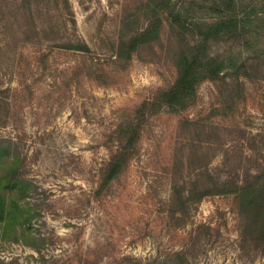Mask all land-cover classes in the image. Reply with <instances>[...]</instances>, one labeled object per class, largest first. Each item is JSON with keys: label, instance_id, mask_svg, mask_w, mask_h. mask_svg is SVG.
<instances>
[{"label": "rangeland", "instance_id": "374dc122", "mask_svg": "<svg viewBox=\"0 0 264 264\" xmlns=\"http://www.w3.org/2000/svg\"><path fill=\"white\" fill-rule=\"evenodd\" d=\"M26 1H3L9 13L0 6V101L8 104L0 111V143L20 155L19 181L29 183L24 195L15 194L24 214L10 228L0 223V260L173 264L172 255L184 250L190 264H264V243L242 249L232 197L187 198L198 179L189 168L196 155L202 156L196 168L208 164L216 178L236 164L253 173L264 169V30L214 41L209 53L224 61L226 85L201 82L190 107L172 111L142 106L154 104L174 80L182 42L161 0H67L69 8L65 0ZM173 1L192 20H216L235 9L264 20V0ZM33 19L46 35L32 33ZM160 20L156 35L133 41L114 60L120 39L133 40ZM69 41L90 51L58 47ZM45 52L46 71L35 66ZM247 58L249 76L231 86ZM239 87L232 106L225 93ZM186 118H201L207 127L181 132ZM132 119L141 125L138 155L99 191L100 171L118 137L127 141Z\"/></svg>", "mask_w": 264, "mask_h": 264}, {"label": "trees", "instance_id": "16d2710c", "mask_svg": "<svg viewBox=\"0 0 264 264\" xmlns=\"http://www.w3.org/2000/svg\"><path fill=\"white\" fill-rule=\"evenodd\" d=\"M6 2V0H3ZM0 1L2 4V10H8L10 8L4 7L6 3ZM153 0L149 1L150 4ZM234 0H232V4ZM30 2L31 0H27ZM67 8H69L67 0H65ZM158 7L161 11L167 12V20L171 23L172 30L182 38V42L177 46V50L174 52V67L175 77L174 80L166 86L165 89L160 90L159 94H156L154 99L155 103L150 104L151 101L145 102L142 106L153 105L155 107L165 106L172 111H179L190 107L191 102L195 99V93L198 85L204 81H212L214 83H222L226 85L225 77L222 75L226 68L224 61L219 58L213 57L210 53V47L214 41H219L226 38L239 37L243 35H250V32L256 30L257 32L264 30V27H260L264 24L262 13H242L237 11L241 9H235L234 12L219 17L216 20L207 21L205 19L192 20L188 19L183 14L182 9L178 7V3L173 0H161ZM260 19L256 25L254 22ZM162 24V20L158 25H154L147 28L144 31L139 32V35L132 39H120L115 54V61L121 59V55L125 53L131 46L133 41H137L140 37L146 40L150 35L157 34ZM39 24L35 23L33 19L32 33L38 36L42 34L46 35V30L43 28L39 30ZM251 28V29H250ZM154 38V37H153ZM61 49L67 51H81L83 54H88L90 49L81 41L60 43L58 46ZM264 53V50L261 51ZM42 59L35 62V66L40 67L44 71L49 68V56L48 53L40 54ZM249 59H245L240 64V68L237 72L233 73L231 79V86H235L236 82H239L242 76H249L247 71L249 67ZM29 70L30 67H28ZM72 82V80H69ZM24 85L23 83H21ZM20 84V85H21ZM70 83L66 82V85ZM27 89L29 87L27 86ZM243 87L238 89L232 88L230 93H225L227 101L231 102L234 106L238 102L239 94L243 93ZM8 104L4 101H0V111ZM131 131H128V139L125 142L124 137H118L120 140L119 146L112 150V156L101 169V182L99 184V191H102L112 181L118 179L128 168L132 157L137 156L139 149L137 144L141 139V125L136 123L134 119L130 121ZM191 127L190 130H195L196 133L203 131L207 125L204 121L184 119L180 122V130L183 131V127ZM182 134V133H181ZM8 146V148H7ZM10 144L0 143V223L6 228L13 223L18 214H22L19 205V198L15 194L24 195L28 191L29 183L25 180L19 181L18 170L23 162L20 155L11 152ZM228 153L226 155L225 162L229 164L230 158ZM246 159V155H240L239 161L243 162ZM202 156H194L190 158V170L195 172L197 180L193 182V189L187 195V198H194L199 196L200 200L206 197L226 195L230 196L234 200L235 210L239 217L240 224V237L243 241L242 249L249 245L262 246L264 243V169L256 171L255 173L248 167H240L235 165L228 171L226 178H216L210 172L208 164H203L196 168L197 164H200ZM191 182V181H190ZM201 182H203L201 184ZM199 184H201L200 189ZM175 194L178 191L175 187ZM185 197L184 191H180L178 197ZM186 198V197H185ZM24 214V212H23ZM264 255V251L262 253ZM173 264H190V258L188 253L184 250L175 252L173 255ZM172 256L170 260H172ZM157 263V262H156ZM0 264H7L0 260ZM162 264V263H161Z\"/></svg>", "mask_w": 264, "mask_h": 264}]
</instances>
